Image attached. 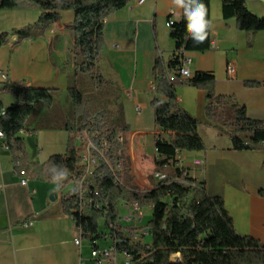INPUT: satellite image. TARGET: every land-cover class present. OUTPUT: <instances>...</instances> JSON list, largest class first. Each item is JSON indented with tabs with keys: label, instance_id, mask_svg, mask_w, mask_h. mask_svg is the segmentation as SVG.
I'll return each mask as SVG.
<instances>
[{
	"label": "crops",
	"instance_id": "crops-1",
	"mask_svg": "<svg viewBox=\"0 0 264 264\" xmlns=\"http://www.w3.org/2000/svg\"><path fill=\"white\" fill-rule=\"evenodd\" d=\"M210 4L212 48L186 52L192 59L191 73L213 74L217 94L234 96L246 106L249 117L264 120V85H245L248 81L264 82V31L255 34L249 44L235 19L223 17L222 0H211ZM247 7L264 16V0H247ZM41 13L35 7L0 9V34H9L0 47L4 76L0 74V101L5 107L16 102L11 88L20 84L58 88L56 99L61 100L64 109L70 107L67 88L75 79V61L74 36L69 26L74 12L64 10L41 35L19 39L15 31L34 24ZM181 17L182 10L174 8L171 1L131 0L105 20V47L99 67L103 76L114 82L110 112L118 117L121 111L127 125L123 134L126 179L133 189L153 188L159 134L185 145H198L200 141L201 149L179 151L181 166L195 182H204L211 195L223 198L238 234L251 236L264 245V196L260 194L264 190V144L253 150H234L229 135L214 128L206 115V91L186 83L175 85L177 102L199 121L198 135L157 127L152 101L163 102L166 97L156 89L154 65L157 57L167 63L173 56L175 42L167 22ZM177 74L172 69L168 72L173 81ZM47 111L40 107L33 121L18 134L24 138L30 163L43 165L67 149L69 134L64 122L45 121ZM196 158L204 159L205 165L193 164ZM25 177L26 185L15 171L4 137L0 138V264H79L81 252L85 256V239L80 249L74 242L79 229L62 204L70 191L64 187L69 184L62 183L57 191L52 181L30 172ZM30 220L34 225L24 224Z\"/></svg>",
	"mask_w": 264,
	"mask_h": 264
},
{
	"label": "trees",
	"instance_id": "trees-1",
	"mask_svg": "<svg viewBox=\"0 0 264 264\" xmlns=\"http://www.w3.org/2000/svg\"><path fill=\"white\" fill-rule=\"evenodd\" d=\"M130 1L60 0L58 3L57 0H0V9L35 7L42 11L34 24L15 31L19 39L41 35L51 23L59 19L64 10L74 12V21L69 29L74 36L75 79L67 88L71 104L67 107L68 118L64 122L69 134L66 152L51 156L43 165L29 162L24 138L18 134L33 121L40 107L50 112L60 90L12 86L11 92L16 102L5 107L0 101V132L12 153L15 171L19 175L22 171L30 172L37 178L52 181L53 175L66 169L68 175L62 183L74 185L63 197V209L72 216L82 235L91 240L104 239L107 232L101 230L99 220L103 218L106 228L113 225L110 226V238L117 241V247L147 254L143 264H264V245L251 236L238 234L223 198L211 195L204 182L198 183L184 176L186 169L177 164V152L182 149H201L200 141L198 145H185L159 134L155 141V171L165 174L166 178L156 181L151 190L140 191L129 186L124 144L123 140H119L120 136L123 139L127 129L123 114L120 111L116 117L105 108H92L87 92L79 85L78 77L80 74L87 75L97 95L111 94L114 82L107 80L99 67L105 47V20L126 7ZM201 2L206 5L207 18L211 21V0ZM222 14L225 19H235L237 29L247 34L249 44L255 34L264 31V16L251 12L247 0H222ZM186 25L183 13L180 20H173L170 37L175 42V52L167 63L161 57L155 61L156 89L166 97L163 102L152 101L157 127L162 131L198 135L199 121L177 102L175 85L177 82L186 83L206 91V115L214 128L229 135L234 150H253L264 144V120L249 117L246 106L239 104L234 96L217 94L213 74L196 72L189 78H181L179 70L183 51L205 52L212 48L211 29L203 43H196L188 37ZM8 37V33L0 34V47L8 41ZM171 69L178 73L175 81L168 75ZM261 84L264 85V82L245 83L248 87ZM47 116L44 120L48 122ZM83 132H88V138L95 146V154L99 157V166L83 187L87 188V195H94V188L89 187L98 188L99 195L95 200L102 205L100 208L93 206L87 212L73 211L78 208L77 185L82 179L81 149L76 136ZM118 163L121 164V170H117ZM260 194L264 196V190ZM119 202H137L152 211V217L146 224L149 235H152V243H147L148 246L140 243L134 245V241L125 237L120 229ZM178 253L181 259H172Z\"/></svg>",
	"mask_w": 264,
	"mask_h": 264
},
{
	"label": "built area",
	"instance_id": "built-area-1",
	"mask_svg": "<svg viewBox=\"0 0 264 264\" xmlns=\"http://www.w3.org/2000/svg\"><path fill=\"white\" fill-rule=\"evenodd\" d=\"M171 1V0H168ZM173 23V20L170 19L167 22V26L170 27V25ZM182 64L179 70L180 76L184 79L189 78L192 76L191 70L189 68V64L191 63L192 59L190 56L187 55L185 51L182 52V58H181ZM186 74H182V70ZM232 69V67H230ZM1 77L4 79L3 71L0 69ZM19 86H22L20 84ZM137 111L140 112V107L137 108ZM22 130L21 132H23ZM0 138H2V135H0ZM77 143L81 149L80 157L83 156H90V167H81L82 169V176L85 174H93L95 169L99 166V157L97 154H95V146L93 144L88 143V132L79 133L76 136ZM119 140L122 141L121 136L119 137ZM104 155V154H100ZM177 158V164L181 166L182 158L179 155V152H177L176 155ZM193 164L197 166H204L205 161L202 158H196L193 160ZM80 166H81V160H80ZM183 167V166H182ZM117 170H121V164H117ZM26 173L24 171L21 172V182L22 184H27V179L25 177ZM184 176H189L188 171H184ZM152 177L156 181H160L166 178V175L160 172H153ZM81 179V178H80ZM183 183L187 184L186 181H182ZM118 183H121L120 180H118ZM191 185H195V183H192ZM94 188V195H87V188H80V180L77 185V195H76V203L78 204V208H74L73 211L79 210L80 212H87L91 207L95 206L97 208L102 207L101 204L97 203L95 200V197L99 195V190L96 187H89ZM124 206L127 209V215L124 217V222L128 221L131 224L124 226L123 220L121 218L120 220V229L122 231L126 232L127 239H134V245L137 243L142 244L143 246L147 245L145 241V237L149 235V228L146 224L143 223L144 214L146 211H149L150 208H143L141 207L137 202H131V203H125ZM70 216V215H69ZM72 218V216H70ZM27 226L34 225V221L30 220L28 222L24 223ZM110 226L109 225L106 230V236L102 240V245L100 240H91V252L88 256H83L82 252L79 259V264H143L145 261V258L147 254L143 251H137L133 252L130 251L127 248L123 247H117V245H114L112 241H110ZM79 229V235L75 238V244L81 249L84 236L82 235V231ZM148 246V245H147ZM146 246V247H147ZM180 254V253H179ZM181 259V258H180ZM176 259V260H180Z\"/></svg>",
	"mask_w": 264,
	"mask_h": 264
},
{
	"label": "rangeland",
	"instance_id": "rangeland-1",
	"mask_svg": "<svg viewBox=\"0 0 264 264\" xmlns=\"http://www.w3.org/2000/svg\"><path fill=\"white\" fill-rule=\"evenodd\" d=\"M104 61H105V57H102L101 59V63L102 66H104ZM78 82L80 87L85 90L87 92V97L90 100L91 103V107L92 108H102V109H107V111L110 112V109H112V102L114 101V95H97L95 94V92H93L95 89V87L93 86L92 81L90 80V78L87 75H83L80 74L78 77ZM109 96V97H108ZM61 100L55 99L53 106L49 109V115H48V119L53 123V124H57L59 122H65L68 118V111L69 109H64L62 104L60 103ZM109 109V110H108ZM130 177V175H129ZM74 184L69 183V185H65L64 190L69 191ZM125 203H120L118 205V212L120 214V217L123 220V224L124 226L126 225H130V222H124V217L127 215V209L124 206ZM152 217V211H146L144 214V219H143V223L142 224H147L148 220L151 219ZM120 218V220H121ZM100 227L102 231L107 230V228L105 227V219L100 218ZM89 237L84 238L85 242H84V246H85V256H88L91 252V244L90 241L88 239ZM145 241L146 243L150 244L152 243V235H147L145 237ZM101 245H102V240H100ZM104 243V242H103ZM181 255L178 253L176 255H174L172 257V259L176 260V259H180Z\"/></svg>",
	"mask_w": 264,
	"mask_h": 264
},
{
	"label": "clouds",
	"instance_id": "clouds-1",
	"mask_svg": "<svg viewBox=\"0 0 264 264\" xmlns=\"http://www.w3.org/2000/svg\"><path fill=\"white\" fill-rule=\"evenodd\" d=\"M59 3L60 0H57ZM174 8L182 10L183 16L187 21L186 29L188 37L196 43H203L212 28V23L207 18V8L201 0H171ZM182 74H186L181 70ZM67 170L62 171L51 177L52 182L56 184V190L59 191L62 182L67 178Z\"/></svg>",
	"mask_w": 264,
	"mask_h": 264
},
{
	"label": "bare ground",
	"instance_id": "bare-ground-1",
	"mask_svg": "<svg viewBox=\"0 0 264 264\" xmlns=\"http://www.w3.org/2000/svg\"><path fill=\"white\" fill-rule=\"evenodd\" d=\"M0 135H2V137H4L3 136V134L0 132ZM88 143L89 144H92L91 143V141L89 140V138H88ZM102 154V153H101ZM82 163H81V165H82V167H90V156H83L82 157ZM92 174H85V175H83V177H82V179H81V181H80V188H84L83 187V185H84V183L86 184L87 183V180H88V178L91 176ZM124 232V231H123ZM124 235H125V237H126V232H124ZM132 241H134V239H131ZM110 241H112L113 243H114V245H116V242L117 241H114V240H112L111 238H110Z\"/></svg>",
	"mask_w": 264,
	"mask_h": 264
},
{
	"label": "water",
	"instance_id": "water-1",
	"mask_svg": "<svg viewBox=\"0 0 264 264\" xmlns=\"http://www.w3.org/2000/svg\"><path fill=\"white\" fill-rule=\"evenodd\" d=\"M50 197H51V199H53V194Z\"/></svg>",
	"mask_w": 264,
	"mask_h": 264
}]
</instances>
